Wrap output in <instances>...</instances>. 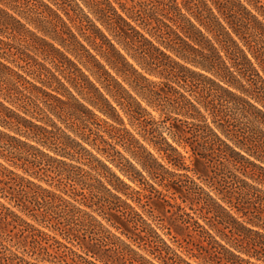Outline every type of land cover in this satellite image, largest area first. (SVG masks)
<instances>
[{"label": "trees", "instance_id": "trees-1", "mask_svg": "<svg viewBox=\"0 0 264 264\" xmlns=\"http://www.w3.org/2000/svg\"><path fill=\"white\" fill-rule=\"evenodd\" d=\"M79 1L0 0V46L24 42L10 63L35 81L0 62L11 72L1 95L30 116L0 101V127L59 153L48 158L68 197L31 181L19 187L20 211L34 221L47 219L46 203L68 221L55 222L65 233L55 248L37 235L24 242L57 264H264V0H155L145 18L138 3ZM118 78L136 85L159 120L142 118ZM116 106L151 150L114 125ZM3 135L18 140L0 130V147ZM22 143L21 154L34 148Z\"/></svg>", "mask_w": 264, "mask_h": 264}, {"label": "rangeland", "instance_id": "rangeland-1", "mask_svg": "<svg viewBox=\"0 0 264 264\" xmlns=\"http://www.w3.org/2000/svg\"><path fill=\"white\" fill-rule=\"evenodd\" d=\"M76 1L81 2L79 0ZM62 2L72 3L71 0H62ZM119 2H121V4L125 8H129L130 6H135V3L140 4L139 16L142 18H145L148 14H151L156 4L155 0H119ZM3 43L4 44L0 46V62L9 66L12 70H16L20 74L25 75L27 79L30 80L31 82H35L34 79L32 78V75H27V73H25L23 70L18 68L15 64L10 63L11 62L10 60L14 59L18 52L24 51L25 43L15 42V41L3 42ZM55 45L57 44L55 43ZM135 67L137 66L135 65ZM10 77H11V72L0 64V101L4 103V105L17 111L19 114L25 115V117L29 118L30 116L24 114L23 110L17 107L16 104H12L11 102L7 101L8 99H5L7 97L3 98V96L1 95L4 94L5 88L7 87L10 88L9 80H8ZM149 78L154 81H161V79L156 77H149ZM118 79L122 83V85L132 94V96L135 97V99L138 102H140L141 107L147 111V113L142 112L141 114L142 118L146 120L152 119L154 121L159 120L160 117L159 112L153 109L152 107H150L149 105H147L146 101L143 100L141 97H139V95L136 93L137 90L136 85L135 87H133L129 84V82L123 81L122 78H118ZM162 81L171 85V83L166 82V80H162ZM161 86L163 87L164 90L167 89L166 84L165 85L163 84ZM172 86L176 87L175 84H172ZM179 91L183 92L182 90ZM184 93L187 94L186 92ZM83 103L86 106L90 107L86 102ZM93 111L96 113V115L102 117L96 110ZM116 111L119 115V118L122 121V124L121 125L114 124V125L127 129L129 132H131L134 135L135 139H137V141L140 144L144 145L147 149L151 150L149 145L141 137V133L137 121L135 120V122H131L118 106H116ZM168 116L171 117V119L175 117L178 119H184V117L180 115H175L174 113H169ZM230 118L236 127L240 128L241 130L249 131L250 126L246 122V120L242 119L240 116H236L232 114ZM36 120L37 119H33V121ZM209 120L210 119H207L208 122ZM193 122L198 123L197 121H193ZM168 124L169 121L165 122L163 126H167ZM0 130L3 133L18 139V140L7 139V137L3 135L4 138L2 137V139L8 141V145H1L2 147H0V263H7L9 262L10 259L14 258L13 262L16 264H57L56 262L41 260L40 258L42 252L38 249V247H36L35 243L29 239L26 242H24L23 237L24 235L27 236L37 235V237L41 239L42 242H46V244H48L49 246L52 244V246L55 248L57 246L56 244L54 245L55 239L59 241L61 240L63 241L62 233H64L63 231H60L61 229L60 226L57 223H55L57 222L56 220L60 219V222L63 223L61 225L66 226V224H68V221L64 219L65 214L61 209L62 207L61 208L59 207L60 209L58 208L53 209L51 208V206H49V204L46 203V204H41L39 208L40 211L44 212L47 216L46 220L48 221L45 220L44 222L47 225L51 224L50 226H53V228L57 229V231H53L52 228L45 227L46 225L44 222L39 223L34 221L31 217H29L28 214H31L32 211H20L21 203L19 201L20 199H18L19 195L17 191L21 185L24 184L27 185L26 181H31L34 184L39 185L40 187L52 193H58L62 195L64 198L68 199V197L64 195L58 188V183H59L58 181H60V177L62 176H58L53 171L56 164L55 162L49 160L48 158V157H53L58 159L60 157L59 153L51 148L49 149L45 146H42L30 139H26V137L19 135L8 128L0 127ZM70 136L74 137L72 134H70ZM75 139L79 140L77 137ZM22 142L31 144L34 146V148L27 153L21 154L18 151L24 148V144ZM82 145L94 153V151L86 143H82ZM117 149L123 154V156H125L126 158L132 161L128 153H126L122 149V147L117 146ZM12 162H16L17 164L22 163V166H24V168H27L28 172H25L23 171V169L12 165ZM66 162L71 163L72 165L75 166L83 167L79 162L74 160L72 161L66 160ZM107 163L111 167V169L117 175H119L125 182L130 184L132 187L136 188V186H134L125 177L121 175V173L113 164H110L109 162ZM135 167L137 169H140L139 165H137L136 163H135ZM169 169L172 168L169 167ZM142 174L143 176H146L145 172H142ZM135 176H137L136 173ZM194 191H197V189H194ZM122 198H124V196ZM80 207L86 209L83 206ZM24 221L27 222L28 224L24 223ZM41 231L46 234L41 233ZM80 231L81 234L87 235L86 232H82V230ZM125 241L128 242L127 240ZM171 244L174 248H177L179 245L184 246L182 242H179V244L178 242H172ZM67 245L71 247L70 244ZM131 246L141 257H144L147 260H152V257L145 249H143V247H137L136 245H132V244ZM72 249L76 250L77 253H80L77 247H72ZM180 250L183 251L184 249L181 248ZM12 253L16 254L17 257H14ZM183 257H185V255H183ZM49 259L56 261L51 257ZM61 259L62 258H59L58 260H60V262H63L61 261ZM185 259H187L192 264H197L194 259H189L187 257H185ZM152 261L155 262L154 260Z\"/></svg>", "mask_w": 264, "mask_h": 264}]
</instances>
